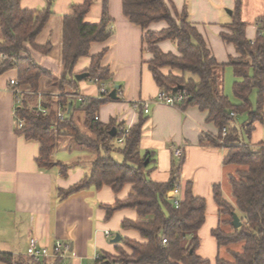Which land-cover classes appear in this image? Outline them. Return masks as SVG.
<instances>
[{
  "label": "trees",
  "instance_id": "trees-1",
  "mask_svg": "<svg viewBox=\"0 0 264 264\" xmlns=\"http://www.w3.org/2000/svg\"><path fill=\"white\" fill-rule=\"evenodd\" d=\"M91 4L92 0H84L81 5H73L71 12L63 17L60 72L54 75L36 64L29 53L31 49L48 56L53 51L51 42H37L52 15L50 8L30 11L20 7V0H0V55L7 57L0 62V76L15 70L16 87L34 95L27 94L23 106L17 108V116L24 125L16 133L38 143L39 168L52 165L57 133L67 135L79 148L94 154L88 175L69 189L61 190V199L89 187L100 189L107 186L113 194H118L126 185L131 186V192L125 199H117L113 206L102 208L106 211V219L119 210H134L136 220H123L121 228L137 232L143 242L121 238L115 253L103 252L99 262L210 264L197 254L200 245L198 232L205 222L206 200L194 196L191 183H186L183 191L181 189L182 201L178 208L167 201L174 187L180 186L178 165L172 167L166 182L157 183L149 179L152 156L149 152L141 156L139 152L144 120L140 119L131 126L123 145L115 147L113 142L123 133L115 131L111 136L110 132L124 127L123 123L112 120L104 125L98 118L100 107L110 102L109 98H85L77 103L73 97L80 95L73 74L76 63L81 58L90 57L91 44L104 43L112 34L111 21L105 9L100 23L89 25L84 22ZM239 4L238 1L228 32L220 34L223 42L233 45L238 55L228 63L237 79L232 85L237 105L231 104L220 91L216 69L223 68V65L216 62L202 35L188 21L186 12L179 14L172 0H122V12L130 23L144 32L142 47L152 55L148 67L159 92L173 97L182 95L183 100L175 107L185 109L193 106L206 111L207 121L218 129L217 137L207 139V143L226 149L222 166L233 170L226 175L233 204L224 200L219 185L213 186L218 227L212 230L211 236L216 240L218 251L228 249L229 259L218 255L215 264H264V146L254 149L242 140L243 136L250 139L256 124L264 125V14L257 20L258 32L254 42H250L245 37L246 25L238 13ZM157 22H165L167 28L160 32L147 30L150 24ZM166 40L175 43L178 55L160 51L158 43ZM104 54L105 51L90 57V66L83 72L88 75L84 80L98 78L105 83L110 80L109 71L99 66ZM164 68L170 70L167 75L162 73ZM51 89H56L58 95H51L48 91ZM253 91H256L254 106L250 102ZM37 94L41 95V107L49 111L47 116L37 113ZM57 105L67 113L63 121L55 117ZM76 111L83 115L85 131L76 124ZM240 114H246L247 120L237 128L234 119ZM223 129L227 134L222 138ZM112 151L121 154L122 162L112 158ZM56 165L61 175L66 177L67 166L59 162ZM233 213L241 222L237 229L232 226ZM232 247H240V250H230ZM0 262L43 264L29 258L15 259L7 253H0Z\"/></svg>",
  "mask_w": 264,
  "mask_h": 264
},
{
  "label": "crops",
  "instance_id": "crops-1",
  "mask_svg": "<svg viewBox=\"0 0 264 264\" xmlns=\"http://www.w3.org/2000/svg\"><path fill=\"white\" fill-rule=\"evenodd\" d=\"M83 1L20 0V7L24 10L50 8L52 15L37 42H51L52 53L56 54L57 60L52 59L51 54L45 56L31 49L29 53L36 64L53 74L60 72L57 67L60 64L62 19L71 12V6L81 5ZM238 1L240 19L246 25L245 37L254 42L258 32L256 22L264 14V0H172L179 14L186 12L188 21L202 35L216 62L223 65V68L216 69V73L220 79V91L228 98V92L237 81L228 63L230 59H237L238 55L233 45L223 42L220 34L228 32L227 27L232 22ZM104 9L111 21L112 34L104 43L91 44L89 56L105 51L99 66L109 71L107 88L118 89L117 100L100 107L99 122L107 125L115 120L123 123L124 127H131L140 119L144 120L139 152L141 156L147 152L152 156L149 179L157 183L166 182L172 167L178 165L182 191L186 183H191L193 195L206 200L205 222L198 232V256L215 264L216 257L223 250V258L229 259L228 249L218 251L216 240L211 236L212 230L218 227L213 186L219 185L221 191L227 186L230 190L226 175L233 171L222 166L226 149L207 143V139L217 137L218 129L207 121L208 113L197 107L181 109L155 102L159 89L148 67L152 55L142 47L144 32L124 17L122 0H92L84 22L89 25L100 23ZM166 28L165 22H157L150 24L147 30L160 32ZM157 47L164 54L178 55L175 43L169 40L158 43ZM90 57L78 60L74 75L83 73L90 66ZM169 72L168 68L162 70L164 75ZM173 73L179 75L177 71ZM15 79V70L0 76V253L11 254L15 259H26L28 239L33 237L39 245L46 247L50 255L55 243L60 241L70 246L71 264H93L94 259L103 252L115 253L116 247L110 245L118 244L112 243L114 232L121 238L143 242L137 232L121 228L123 220H136L134 210H119L106 219V211L102 208L113 206L117 199H125L131 192L130 185H126L118 194L103 186L100 189L89 187L65 199L60 198L61 190L69 189L88 175L92 159L85 165L76 164L74 169L67 171L66 177L61 175L56 163L66 166L68 160L63 161L62 157L57 158L54 154L50 167H38V143L16 133L14 111L17 107L13 93L8 89L9 81ZM77 89L85 98H96L98 93L97 86L90 80L77 82ZM139 101L150 102L147 115L142 111L140 114V109L133 107ZM250 102L255 105L256 91L251 93ZM262 126L256 124L252 134ZM252 134L249 141L243 136V142L252 148L264 146L258 142L259 138L252 142ZM181 146L183 159L179 160L174 156V150ZM229 194L231 196V191ZM231 202L233 204L232 198ZM106 232L109 233L108 237ZM230 250L239 251L240 247ZM50 260L43 264L51 263Z\"/></svg>",
  "mask_w": 264,
  "mask_h": 264
},
{
  "label": "built area",
  "instance_id": "built-area-1",
  "mask_svg": "<svg viewBox=\"0 0 264 264\" xmlns=\"http://www.w3.org/2000/svg\"><path fill=\"white\" fill-rule=\"evenodd\" d=\"M6 59H7V57L5 55H2V54L0 55V60L4 61ZM90 82L97 86L98 93H97V96L95 99L102 100L106 96H107V98H109V93L113 89L112 90L108 89L105 82L100 81L98 78L90 80ZM8 89L13 93V95L15 97L16 107L17 108L22 107L24 104V101H25V96L28 93L22 91L20 88H17L15 80L9 81ZM73 97L76 99L77 103L83 102L85 100V97L82 95H75ZM37 98L41 99V95L37 94ZM183 98L184 97L182 95H178L176 97H173V96L167 95L163 92H159L155 98V102L160 103V104H164V105H167L170 107H175V105L177 103H180L183 100ZM40 103L41 102L39 101L37 104V113L41 114L43 116H47L49 114V111L45 108H42ZM149 105H150L149 101H139V102L135 103L133 107L135 109H140L144 115H147L149 113ZM17 108L14 111L15 127H16V130H20V129H22V127L24 125V121L17 116ZM232 116H233V114H232ZM55 117L59 121H63L67 117V113L64 112L63 107L61 105H57V107L55 109ZM95 120H97V118ZM129 128L130 127H121L119 129L115 130V131L123 133V135L120 138L116 139V143L118 145H120V146L123 145L124 137L126 134H128ZM226 134H227L226 129H223L221 137L223 138ZM220 143L222 145L224 144L222 140H220ZM174 156L179 160L183 159V146L174 150ZM167 201L170 202L175 208H178V206L180 205V203L182 201V192H181L180 186L174 187L171 194L168 195ZM106 236L107 237L109 236L108 232H106ZM25 254L29 259H32L36 263H43L44 261L51 259L50 260L51 263H46V264H71L70 246L68 244L60 242V241H57L55 243L53 253L50 255L48 253L46 247L39 245L37 239L31 237L28 239ZM98 260H99V256H97L94 259L93 264H105V263L99 262Z\"/></svg>",
  "mask_w": 264,
  "mask_h": 264
},
{
  "label": "rangeland",
  "instance_id": "rangeland-1",
  "mask_svg": "<svg viewBox=\"0 0 264 264\" xmlns=\"http://www.w3.org/2000/svg\"><path fill=\"white\" fill-rule=\"evenodd\" d=\"M50 57L54 60H57V56L54 52L51 53ZM0 62H2V60H0ZM57 69L60 70V64L58 65ZM54 75H57V74H54ZM43 82H46V81H43ZM48 91H49V93H51V95H54V96L58 95V92L56 89H51ZM40 94H42V92H40ZM228 94H229L228 99H229L230 103L233 105H237L238 100L233 96L231 89L228 92ZM28 95H32V94L30 93ZM32 96H34V95H32ZM39 101L41 102V99L37 98V102H39ZM234 120H235L234 126L239 128L240 126H242L246 122L247 115L246 114L237 115ZM75 121H76V124L79 126V128L82 131H85V128L83 126V115L81 112H77L75 114ZM258 133L260 134V136ZM258 138H259L258 142H262L264 144V126H262L260 128L258 127L257 131L252 134V142H256ZM54 140L56 142V149L54 150L53 154L57 158L62 157L63 159H61V160H63V161L68 160L69 164H66L68 170L74 169L77 166L76 164L85 165V164L89 163L94 156V154L92 152L84 151L81 148H79L77 145H75L73 143V141L71 140V138H69L65 134H60V135L58 133L55 134ZM246 140L249 141V138L247 137ZM113 145L115 147L118 146V144L115 141L113 142ZM254 149H256V148H254ZM111 156L115 161L122 162V156L119 152L112 151ZM229 191H230L229 188L227 186H225V189L222 191V196H223L224 200H226L229 203H232ZM227 230L229 231V228H227L226 231ZM117 234L118 233H116V232L112 233L113 237H115V235H117ZM110 245H113L114 247L120 246L119 243L118 244H110ZM224 252L225 251H223V250L220 251V257L221 258H223V256H225ZM227 257L229 258L228 255H227Z\"/></svg>",
  "mask_w": 264,
  "mask_h": 264
},
{
  "label": "water",
  "instance_id": "water-1",
  "mask_svg": "<svg viewBox=\"0 0 264 264\" xmlns=\"http://www.w3.org/2000/svg\"><path fill=\"white\" fill-rule=\"evenodd\" d=\"M228 13L230 14V11H228ZM87 76H88V75H87L86 73H81V74H77V75H75V76H74V79H75L77 82H79V81H82V80H84L85 78H87ZM117 89H118V87H115V88L109 93V100H110V101H115V100H117V96H116V91H117ZM110 135H111V136H114V135H115V130H114V129L111 130ZM146 163H147V162H146ZM146 163H145V164H146ZM240 225H241V222H240L238 216H237L235 213H233V215H232V226H233V228L237 229V228L240 227ZM120 241H121V237H120L119 235H116V236L114 237V239L112 240V243H119ZM71 250H72V249H71Z\"/></svg>",
  "mask_w": 264,
  "mask_h": 264
}]
</instances>
